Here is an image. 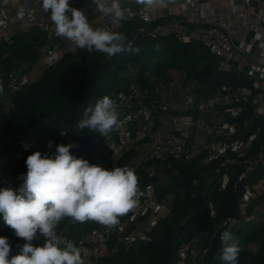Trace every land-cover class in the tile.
I'll return each mask as SVG.
<instances>
[{
	"label": "trees",
	"instance_id": "trees-1",
	"mask_svg": "<svg viewBox=\"0 0 264 264\" xmlns=\"http://www.w3.org/2000/svg\"><path fill=\"white\" fill-rule=\"evenodd\" d=\"M88 2L92 0H76L73 7L79 8ZM131 17L114 31L126 34L134 42V47H139L138 54L124 52L109 57L76 48L66 52L37 79L25 82L23 88L8 96L9 104L0 102V158L6 157L9 163L6 167V161L1 162L0 167L4 166L17 175L26 174V154L37 150L52 155L57 145L68 143L76 145L70 149L76 158L85 159L89 164L92 160L98 161L106 149H101L105 137H115L117 133L113 130L104 137L88 129L78 130L76 124L84 109L105 95L116 101L118 90L152 88L153 82L169 68L186 72L187 79L194 81L201 97H208L227 85L249 84L232 71L219 70V57L201 43L183 42L173 36L146 37L134 29L148 24L138 16ZM46 37L45 30L34 24L15 32L11 41L1 40L0 85L3 92L0 95L5 94L8 73L12 69L33 65L40 59ZM238 105L245 107V111L234 118L239 129H246L247 134L256 133L251 152L246 156L254 157L264 142V114L256 115L248 103ZM172 112L178 113L176 109ZM134 125L135 121L133 135L136 133ZM61 130L68 131L67 135L61 136ZM49 141L52 148L47 146ZM205 155L203 152L189 161L156 159L134 168L140 190L138 198L146 199V193L151 192L153 201L165 203L168 210L157 214L150 206L146 214L135 217L129 229L137 226V221H149L151 214L152 217L158 216L148 223L145 238H138L130 245H122L115 253L99 257L97 264H177L179 260L192 264L191 258L197 255L199 264H225L220 259V234L224 231H230L239 244L237 264H264V188L260 192L254 191L256 196L244 200L250 190H255V186L264 180V167L243 174L244 168L230 161L234 153L221 154L208 161ZM134 156L135 151L126 150L108 169L128 167ZM13 163L20 166L14 168ZM156 165L157 169L152 170ZM2 188L5 187L0 176ZM257 218L261 221L247 229L242 228L244 222ZM226 220L234 221V225L229 228ZM69 223L70 234L76 237L97 222L80 223L65 218L58 225L57 232ZM0 236L9 240L12 249L9 258L19 253L18 245L25 243L6 226L2 215ZM42 242L43 238L32 243L38 246ZM243 242L256 246L244 247Z\"/></svg>",
	"mask_w": 264,
	"mask_h": 264
},
{
	"label": "built area",
	"instance_id": "built-area-1",
	"mask_svg": "<svg viewBox=\"0 0 264 264\" xmlns=\"http://www.w3.org/2000/svg\"><path fill=\"white\" fill-rule=\"evenodd\" d=\"M75 1L69 0L72 7ZM120 2L130 16H138L148 24L136 27L134 32L151 38L173 36L183 42L201 43L219 57V70L232 71L249 82L236 87L227 85L208 97H201L187 82L186 72L169 68L158 81L153 82L152 88L149 86L133 88L130 91L118 90L116 103L119 122L114 131L121 136L137 137L142 141L139 145L140 153L135 154L128 167L134 169L156 159L189 161L203 152H206V161L228 152L234 153L235 156L230 161L240 164L244 168L243 174L256 167H264V142L254 157H246L251 152L253 138L247 142L241 141L236 137L237 126L234 122L224 120L214 124L207 118L209 109L220 115L217 104L224 101L248 103L253 106L256 115L264 114V0H175V3L167 7L147 10L136 4L135 0ZM41 4L42 0H0V42L2 39L12 40V26L19 21L29 27L36 24L47 34L40 59L33 65H22L20 69L15 68L8 73L7 89L5 94L0 95L1 103L9 104L8 99L13 93L23 88L25 82L35 80L30 72L39 76L46 68L54 66L66 52L76 49L70 41L55 34L50 14L44 12ZM77 9L84 12L93 28L107 27L114 31L121 26L97 12L92 2L84 3ZM26 69L30 72L22 71ZM136 102L138 106L134 107ZM180 104L187 110L194 109L198 113L197 117L193 114L174 117L175 121H184L187 128H171L158 132L154 130L149 133L136 131L132 134L133 122L148 115L152 106L167 109ZM190 128L195 130L193 139L190 137ZM211 135H216L219 141H209L206 136ZM111 140L112 135L105 137L101 149L107 147ZM96 163L95 159L91 164ZM157 167L154 166L152 170ZM19 177L20 175L8 170L1 173L4 187L13 190H18L23 183ZM146 196L147 203L140 204L142 209L136 207L129 220L134 221L137 216L147 213L153 194L147 192ZM251 196L250 192L244 200ZM155 205L157 214L168 210L163 202H156ZM157 217L156 215L149 221L142 222L144 224L140 229H129L122 215L114 226L96 223L94 227L81 231L76 237L70 234V223L57 233L79 248L81 258L85 249L89 250L92 258L88 264H97L99 257L115 253L122 245H130L138 238H145L148 223ZM225 224L231 228L234 221L226 220Z\"/></svg>",
	"mask_w": 264,
	"mask_h": 264
},
{
	"label": "clouds",
	"instance_id": "clouds-1",
	"mask_svg": "<svg viewBox=\"0 0 264 264\" xmlns=\"http://www.w3.org/2000/svg\"><path fill=\"white\" fill-rule=\"evenodd\" d=\"M92 3L97 12L121 26L132 18L120 0H92ZM135 3L147 10L167 7L175 0H135ZM41 7L50 14L55 34L78 49L109 57L140 51L123 32L107 27L93 28L84 12L72 7L69 0H42ZM155 47L159 50V45ZM0 92H3L2 85ZM118 122V105L105 95L84 109L76 128L105 137ZM67 132L61 130L60 135ZM47 146L52 148V142ZM74 147L73 143L59 144L52 155L33 152L26 158L27 172L19 177L23 181L19 189H0V215L15 236L25 241L18 245L19 253L9 258L12 251L9 240L0 236V264H83L79 248L58 235L60 222L71 218L80 223L91 220L114 226L120 216L137 205L138 177L134 169L124 166L109 170L89 164L71 154L70 149ZM41 238L43 243L34 246L33 240ZM220 240V259L225 264H237L240 247L234 235L224 231Z\"/></svg>",
	"mask_w": 264,
	"mask_h": 264
},
{
	"label": "crops",
	"instance_id": "crops-1",
	"mask_svg": "<svg viewBox=\"0 0 264 264\" xmlns=\"http://www.w3.org/2000/svg\"><path fill=\"white\" fill-rule=\"evenodd\" d=\"M29 26H26L23 22H17L12 26V32L13 34L15 32H17L18 30L21 29H27ZM1 37V35H0ZM26 67V65H25ZM247 69V65L245 67ZM26 71L30 72L29 70L26 69ZM246 71V70H245ZM30 76L31 77H35L34 79H37L39 76L37 74H35V72H30ZM187 82L190 83L194 89V91H196V84L194 83L193 80L187 79ZM138 103H134V107H137ZM181 106H177V105H172L170 108L172 109H178ZM153 108V110H152ZM149 108V114L146 116H142L140 119L136 120V125L133 126V128H136V131H140V132H145V133H149L152 131H164L167 129H171V128H177L179 130H182L184 128H187V125L185 124L184 121H175L174 117L176 116H180L183 115L185 113H187L190 110L184 109L183 111H179L178 113H174V117L172 119V121H170L169 123H164L161 124L160 122L163 120V115H164V110H161L157 107H153ZM163 108V107H161ZM217 108L220 111V115H216L215 110L213 109H209L208 110V114H207V118L210 122H213L214 124L216 123H222L224 120H230L231 122H234L237 126V135L236 137L244 142H247L249 139L254 138L256 133H250L247 134V130L246 129H239L238 124L235 122L234 118H238V116L245 111V107L243 105H238V103H230L228 101H224V103H220L217 104ZM181 109V108H180ZM166 110V109H165ZM195 110H191L190 114H193L195 117L198 116L197 112H194ZM197 114V115H196ZM134 123V122H133ZM248 123V120L245 121L244 125L246 126V124ZM181 124V125H179ZM189 133H190V137L191 139H193L194 137V133L195 130L193 129H189ZM246 136V137H245ZM206 138L209 141H219L218 137L216 135H211V136H206ZM140 142H142L141 140H139V138L137 137H128V136H121L119 134H117L115 137H112V140L110 142V144L106 147V149L103 152V155L98 159L97 163L95 165H99L105 169H108V166L110 164H113L116 162V160L120 157L121 154H123V152H125L126 150H134V148L136 147V150L139 148ZM139 144V145H138ZM136 153V151H135ZM206 153V152H204ZM27 155V154H26ZM6 161L7 164V158L6 157H2L0 158V163ZM14 168H16L17 166L12 165ZM264 188V183H262L261 185H256L255 186V190H250V192L252 193V195L256 196L257 194L254 193V191L260 192L262 191ZM256 194V195H255ZM139 197V194H138ZM137 197V204L140 205L141 203H147L148 199L146 198H138ZM151 202V207L152 209L156 210L155 207V201H150ZM137 205L131 209L129 212H127V217L128 216H133L134 210L136 209ZM252 243L249 244V247H251ZM255 245V244H253ZM256 246V245H255ZM91 255L89 250L85 249V251L83 252L82 255V260H83V264H88L90 262L91 259ZM180 264L181 262H183V260H179L178 261Z\"/></svg>",
	"mask_w": 264,
	"mask_h": 264
},
{
	"label": "rangeland",
	"instance_id": "rangeland-1",
	"mask_svg": "<svg viewBox=\"0 0 264 264\" xmlns=\"http://www.w3.org/2000/svg\"><path fill=\"white\" fill-rule=\"evenodd\" d=\"M180 108H178V109H176L178 112L179 111H181V110H184V109H186V107H184L183 105H181L180 104ZM160 109V108H159ZM172 108H167L166 110H164L165 112H164V115L162 116L163 117V120L160 122L161 124H164V123H169L170 121H172V119H173V117H174V113L172 112ZM190 111H188L187 113H185V114H183L184 115V117H187L188 115H190ZM179 125H181V124H179ZM139 145V144H138ZM137 147V146H136ZM136 147L134 148V150L136 151V153L135 154H139L140 153V148H138L137 150H136ZM35 151H37V150H34V151H31L29 154H27V156L28 155H30V154H32L33 152H35ZM8 161V160H7ZM8 163V162H7ZM2 164H4V163H2ZM6 167H8L9 166V163L8 164H4ZM14 165H16L17 167L18 166H20V164L18 165V163H14ZM4 170H9V169H7V168H5L4 166L3 167H0V176H1V173L4 171ZM21 175V174H20ZM262 183H264V180H262L259 184H257V186L258 185H261ZM137 207L139 208V209H142L143 208V206H140V205H138L137 204ZM152 215L153 214H151V217H152ZM123 217H124V221L126 222V226L127 227H129V226H131L130 224L133 222V221H131V223H130V220L128 219V217H125L124 215H123ZM259 221H261V219H259V218H257L256 219V221H249V222H244L243 223V227L242 228H244V229H247L248 228V226H250L251 224H253V223H255V222H259ZM137 222H139L140 223V225H138V226H135L134 228L135 229H140L142 226H143V224L144 223H142L141 221H137ZM244 247H249V244H247L246 242H243V244H242ZM251 247L252 248H255V245H251ZM191 261H192V264H199V255H197V256H195V257H193V258H191ZM179 262H177V264H178ZM180 264H186V260H183V262H181Z\"/></svg>",
	"mask_w": 264,
	"mask_h": 264
}]
</instances>
